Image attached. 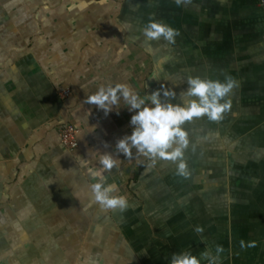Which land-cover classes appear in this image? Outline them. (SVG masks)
<instances>
[{"label": "crops", "instance_id": "crops-1", "mask_svg": "<svg viewBox=\"0 0 264 264\" xmlns=\"http://www.w3.org/2000/svg\"><path fill=\"white\" fill-rule=\"evenodd\" d=\"M149 20L177 29L175 42L147 40ZM189 75L238 81L216 124L182 125L183 159L202 173L117 153L131 131L124 100L106 114L86 103L117 83L138 95L163 85L178 102ZM65 124L77 129L73 150L59 142ZM104 152L118 158L104 174L123 211L91 200L87 169ZM185 251L200 264L203 253L264 264V10L255 0H0V264H170Z\"/></svg>", "mask_w": 264, "mask_h": 264}, {"label": "clouds", "instance_id": "clouds-1", "mask_svg": "<svg viewBox=\"0 0 264 264\" xmlns=\"http://www.w3.org/2000/svg\"><path fill=\"white\" fill-rule=\"evenodd\" d=\"M175 3L179 5L180 0H175ZM142 32L147 40L162 38L168 44L174 43L175 37L179 35L177 29L155 20H149L143 26ZM185 83L186 87L178 94V102L167 99L177 97V93L171 88H164L163 85L158 90L138 95L126 84L117 83L97 88L86 98V103L95 105L106 114L116 105L117 100L122 98L125 102L124 106L131 113L128 121L131 131L130 134L116 140V152L129 156L132 149H135L136 153L149 158L150 165L155 163L157 158L171 160L176 165V174L186 177L188 171L183 155L188 139L182 125L201 116L211 121L221 120L223 114L230 109L229 93L233 88L238 87V81L229 75H225L223 80L189 75ZM79 163L84 166L88 161L81 158ZM117 163L118 158L111 153L100 154V167L87 169L93 181L88 188L91 200L101 208L123 211L129 206L126 197L113 194L115 184L105 182V171L113 168ZM195 231L200 232L202 229L197 226ZM243 244L244 242L241 241V246ZM252 244L253 242H249V246ZM220 251L221 247L217 245L216 253ZM202 258H207L208 264H215L217 256L203 253ZM170 264H200V260L185 251L173 253Z\"/></svg>", "mask_w": 264, "mask_h": 264}, {"label": "built area", "instance_id": "built-area-1", "mask_svg": "<svg viewBox=\"0 0 264 264\" xmlns=\"http://www.w3.org/2000/svg\"><path fill=\"white\" fill-rule=\"evenodd\" d=\"M258 6L264 10V0H255ZM77 129L70 124H65L58 131L60 144L67 150H73L77 147Z\"/></svg>", "mask_w": 264, "mask_h": 264}, {"label": "rangeland", "instance_id": "rangeland-1", "mask_svg": "<svg viewBox=\"0 0 264 264\" xmlns=\"http://www.w3.org/2000/svg\"><path fill=\"white\" fill-rule=\"evenodd\" d=\"M24 5V4H23ZM163 82V81H162ZM213 124H216V121L213 123ZM207 137H211L210 135H207ZM208 157H210L209 159H211L212 161H215V156H213V155H211V154H209V156ZM214 157V158H213ZM187 171H188V174L189 173H195V172H200V173H202L203 171H200V170H198L197 168H196V166H193V167H191V168H187ZM199 173V174H200Z\"/></svg>", "mask_w": 264, "mask_h": 264}]
</instances>
